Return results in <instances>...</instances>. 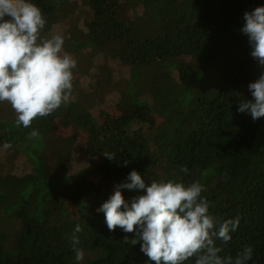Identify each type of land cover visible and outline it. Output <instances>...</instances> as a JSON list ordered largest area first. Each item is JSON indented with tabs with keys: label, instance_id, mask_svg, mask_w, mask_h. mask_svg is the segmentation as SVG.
<instances>
[{
	"label": "trees",
	"instance_id": "1",
	"mask_svg": "<svg viewBox=\"0 0 264 264\" xmlns=\"http://www.w3.org/2000/svg\"><path fill=\"white\" fill-rule=\"evenodd\" d=\"M31 2L46 17L44 34H61L77 66L69 100L30 128L17 127L10 104L0 103V173L29 178L0 188V264H154L139 244L124 242L134 234L110 232L96 211L134 169L146 184L199 180L213 215L240 218L231 240L217 241L221 255L251 246L248 264H264V118L237 111L264 71L240 31L244 13L264 0ZM147 65L168 71L166 87L143 79ZM125 104L133 111L111 109ZM33 129L38 139L29 138ZM64 219L70 248L56 252L44 233ZM77 224L79 262L70 243Z\"/></svg>",
	"mask_w": 264,
	"mask_h": 264
},
{
	"label": "clouds",
	"instance_id": "2",
	"mask_svg": "<svg viewBox=\"0 0 264 264\" xmlns=\"http://www.w3.org/2000/svg\"><path fill=\"white\" fill-rule=\"evenodd\" d=\"M240 31L247 37L251 57L264 67V6L246 11ZM47 20L41 9L31 0H0V103L7 102L16 113L17 127L30 128L37 117H47L67 102L73 89V69L77 61L63 51L61 34L50 38L44 34ZM251 99L239 101L237 111L248 113L255 122L264 118V71L248 84ZM29 138H39L35 129ZM11 148V144H5ZM109 160L117 155L105 152ZM127 160L124 161L126 166ZM181 171L188 173L187 166ZM141 194L126 200L122 190ZM205 185L199 180L185 184L173 179H145L132 170L97 212H103L108 230L119 227L124 233L134 234L124 242L140 245L154 264H248L253 248L245 246L233 256L221 255L239 225V217L221 220L213 215L210 202L202 195ZM77 224L70 243L79 262L84 252Z\"/></svg>",
	"mask_w": 264,
	"mask_h": 264
},
{
	"label": "rangeland",
	"instance_id": "3",
	"mask_svg": "<svg viewBox=\"0 0 264 264\" xmlns=\"http://www.w3.org/2000/svg\"><path fill=\"white\" fill-rule=\"evenodd\" d=\"M51 19V16H50ZM61 26L68 28L69 30H73L72 32H77V29L81 28L78 30L77 35H79L82 30H83V25H81V23H78V25L73 24L71 25L69 22H60L58 23ZM54 25V22H53ZM78 28H77V27ZM153 65H147V66H142V67H149L147 70L145 71H141L143 72V79H145L146 75H151L153 77H155L157 80H159L160 84L163 86H167L168 85V77H169V73L168 71L160 68L159 66H155V67H151ZM171 78L177 82V76L175 73L171 74ZM192 90H196V87L192 88ZM113 111L115 112H123L125 113L127 111V109H130L131 111H133V109L131 108V106L129 104H125L124 106L120 105L118 106V108H111ZM8 158V156H7ZM29 178L27 177H17V176H10V175H1L0 173V188H4L9 184H26L28 183ZM70 212L72 213V215L74 216V208H70ZM69 222L67 220H63L58 227L54 226L51 229L47 230L46 233H44L45 236V242L46 245L53 251L56 252H61V251H66L70 248L68 239L66 237L65 231L68 227Z\"/></svg>",
	"mask_w": 264,
	"mask_h": 264
}]
</instances>
